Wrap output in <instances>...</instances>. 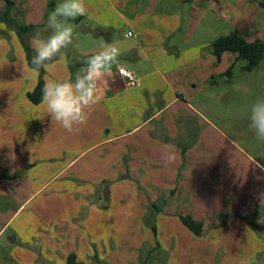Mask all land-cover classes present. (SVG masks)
Here are the masks:
<instances>
[{
	"label": "crops",
	"instance_id": "0c3cea01",
	"mask_svg": "<svg viewBox=\"0 0 264 264\" xmlns=\"http://www.w3.org/2000/svg\"><path fill=\"white\" fill-rule=\"evenodd\" d=\"M263 1L84 0L87 44L76 64L64 57L48 62L45 81L74 80L105 43L126 50L101 82L87 122L71 133L51 120L42 102L28 99L39 72L24 59L0 61V237L14 224L12 251L20 264H70L72 254L76 264H143L156 234L148 215L153 202L164 198L149 190L171 191L165 199L172 205L182 195L200 202L193 186L175 192L165 179L193 164L199 120L214 125L195 102H205L216 85L226 84V54L232 51L217 61L212 42L231 30L248 41L264 40ZM226 24L232 27L227 33ZM119 67L134 72L139 84L129 85ZM165 152L170 163L162 159ZM130 179L136 188L118 186ZM247 192L251 202L238 204L232 221L242 244L250 241L264 264V174ZM171 210L158 217L179 218L183 212ZM171 238L176 245L173 233ZM248 254L245 264H255L253 253L245 250L242 256Z\"/></svg>",
	"mask_w": 264,
	"mask_h": 264
},
{
	"label": "rangeland",
	"instance_id": "374dc122",
	"mask_svg": "<svg viewBox=\"0 0 264 264\" xmlns=\"http://www.w3.org/2000/svg\"><path fill=\"white\" fill-rule=\"evenodd\" d=\"M1 1L0 9L2 7L4 9L6 2ZM11 1L13 23L30 25L40 19V25L35 31L41 30L44 37L50 34V29L44 30L48 15L53 11L49 9L50 0L45 3L38 0L28 3ZM54 1L56 5L61 2V0ZM69 22L74 28L73 42L66 49H62L57 57L70 59L73 65L80 57V50L87 44L84 28L90 20L81 16ZM9 23L5 19L0 20V61L5 58L9 63L15 58H20L26 62L27 51L21 42L17 27ZM231 29L232 27L226 24V33ZM94 34L95 30L92 32V35ZM32 37L29 38L28 46L33 52V43L30 41ZM233 55V52L226 54V70L233 65L230 79L226 75V84L216 85L210 91L212 95L209 99L205 93L202 94L205 96V102H195L197 109L214 125L199 120V141L195 146L196 156L193 164L188 165L189 163L183 158L181 163L187 164L188 170L185 171L186 166L182 167L177 171L174 179L171 177L165 179L166 185L171 186L175 192L193 186L197 195L200 194V202L193 197L190 199L182 195L172 205L171 198L168 200L165 198L169 197L168 194L174 195V193L171 194V191L158 193L148 189L155 197L158 196L160 199L161 195L164 198L162 201L153 202L154 206L150 210L152 214L150 215L149 212L148 215V222L156 226V234L152 236L154 249L147 264H245L251 258L250 254L242 256L245 250L253 253L255 264H260L261 255L256 254L259 251L250 249V241L242 244L240 240L242 237L232 218L235 214L234 209L239 207L238 204L251 202L250 198V201L246 199L245 193L254 189L255 182L264 174V170L253 165L254 160L264 165V140L258 139L255 131L249 127L252 104L258 98H264V58L256 68L246 71L243 69L246 60L238 58L237 55L234 58ZM74 70H77V65ZM149 181L146 179V184ZM186 181H191V184H187ZM120 182L118 186L124 187L129 184L137 187L135 180ZM160 183H163L162 179ZM102 185L105 190L108 182L104 181ZM205 192H208L206 199L202 198ZM210 194L213 200L209 199ZM133 195L135 194H130ZM247 195L252 198V194ZM43 198L44 195L42 198L40 196V200ZM164 205L169 208L164 209ZM170 209L183 211L180 213L191 214L195 219L202 221L203 232L195 235L174 215H167V218L165 215L158 217L160 213ZM14 230L15 226L12 224L0 237V264H20L12 251L14 244L10 233ZM172 233L176 237V245L171 238ZM253 246L255 247L256 244L254 243Z\"/></svg>",
	"mask_w": 264,
	"mask_h": 264
},
{
	"label": "clouds",
	"instance_id": "9594fccd",
	"mask_svg": "<svg viewBox=\"0 0 264 264\" xmlns=\"http://www.w3.org/2000/svg\"><path fill=\"white\" fill-rule=\"evenodd\" d=\"M87 14L84 0H61L48 15L45 31L47 37L37 29L32 37L34 55L31 60L33 72L47 70L54 57L61 54L73 42L74 28L69 22ZM126 49L115 43H105L98 51L89 55L83 67L77 70L75 78L68 80L49 79L44 82L42 103L51 120L71 133L78 131L87 122L89 110L98 102L100 84L111 76L113 65L119 64ZM249 127L260 140H264V98H258L251 106ZM165 163L172 161L167 152L162 154ZM253 165L264 170V165L254 160Z\"/></svg>",
	"mask_w": 264,
	"mask_h": 264
},
{
	"label": "trees",
	"instance_id": "16d2710c",
	"mask_svg": "<svg viewBox=\"0 0 264 264\" xmlns=\"http://www.w3.org/2000/svg\"><path fill=\"white\" fill-rule=\"evenodd\" d=\"M262 4L264 6V1L262 2ZM55 5H56L55 1L50 0L49 9L54 10ZM12 6H13V2L11 0H6L5 8L0 10V20L5 19L8 23L10 22L17 27V31L21 39V42L24 44L27 51L28 64L32 67L31 60L34 51L33 52L31 51V48L28 46V43H29V38L33 36V34L35 33V28L38 25L13 23L14 21L11 19L13 18L11 13ZM212 51L216 56L217 61L221 59V56L225 51H232L237 53L238 58H244L246 60V64L243 66V69L246 71H251L254 68H256L264 58V40L256 39L254 41H248L237 30H231L226 35L220 36L212 42ZM232 67L233 65H231L225 72V75H228L229 79L232 74ZM43 73H44V69L41 68L39 70V78L34 89L27 93L28 99L34 104H39L40 102H42V89L45 82ZM184 150L185 148L183 147L182 151ZM179 218L182 224L185 227H187L189 230H191L195 235H200L203 232L204 224L202 221L195 219L190 214H183V213H180ZM151 227L153 232L156 233V226L152 224ZM152 252L153 249L149 251V254L146 256L143 264H147L149 258L152 256ZM68 263L70 264L77 263L75 262V255L72 254L68 256Z\"/></svg>",
	"mask_w": 264,
	"mask_h": 264
},
{
	"label": "built area",
	"instance_id": "2783aa9c",
	"mask_svg": "<svg viewBox=\"0 0 264 264\" xmlns=\"http://www.w3.org/2000/svg\"><path fill=\"white\" fill-rule=\"evenodd\" d=\"M129 34H130V32H129ZM118 74L121 77L126 78L127 83L131 86H137L139 84L137 76L131 70H128L124 67H119L118 68Z\"/></svg>",
	"mask_w": 264,
	"mask_h": 264
},
{
	"label": "water",
	"instance_id": "95a60500",
	"mask_svg": "<svg viewBox=\"0 0 264 264\" xmlns=\"http://www.w3.org/2000/svg\"><path fill=\"white\" fill-rule=\"evenodd\" d=\"M103 197H104V199H106L108 197V190L107 189H105L103 191Z\"/></svg>",
	"mask_w": 264,
	"mask_h": 264
}]
</instances>
